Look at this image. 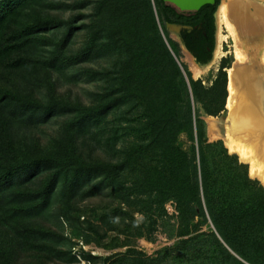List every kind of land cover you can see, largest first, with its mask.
Returning <instances> with one entry per match:
<instances>
[{
    "label": "trees",
    "instance_id": "1",
    "mask_svg": "<svg viewBox=\"0 0 264 264\" xmlns=\"http://www.w3.org/2000/svg\"><path fill=\"white\" fill-rule=\"evenodd\" d=\"M44 2H5L0 14V49L7 44L5 56L13 59L9 65L13 70L23 64L19 54L33 42L26 33L8 34L10 23L18 12L42 7ZM219 3L216 0L214 5L199 11L181 12L162 0L123 2L122 11L129 13L137 7L143 12L146 25L131 32L127 27L115 33L106 32L109 38L101 46L113 47L120 53L111 72L105 75L108 86L95 95L94 105L86 110L89 123L86 121L79 130L77 122L67 125L65 137L50 150H44L40 161L55 165L62 174L66 207L82 190L75 180L87 173L98 174L101 182L84 187L83 198L97 196L98 186L103 183L113 200L142 216L137 221L123 210L101 216L103 227L127 239H152L159 222L170 219L166 205L173 202L178 213L175 236H194L182 243L194 245L185 254L189 256L187 264H203L207 259V264H264V189L249 179L247 168L238 163L237 157L230 156L221 142L208 141L205 122L199 114V107L214 117L225 111L227 74L219 71L210 87H205L201 80L186 78L175 59L176 45L167 30L168 24L190 27L192 31L181 34L184 46L198 64L209 63L215 46V13ZM103 31L98 30L96 35ZM98 45L95 43L94 47ZM108 99L113 111L120 112L109 121L104 113ZM77 134L80 142L75 140ZM182 135L191 143L187 150L179 145ZM84 150L87 154H83ZM96 152L109 155L111 163H102ZM1 153H5L3 149ZM21 157L19 171L26 172L29 168L23 166L33 160L31 153L22 151ZM13 161L0 163V228L12 237V241L4 240L5 244L0 238V264L12 263L6 244L20 246L25 253L33 250L27 243L30 234L24 236L20 229L37 213H27L31 209L29 203L21 200L26 196L14 193L24 185L22 182H5L20 168ZM65 217L69 219L67 214ZM209 222L217 235L212 234V250L204 248L202 235L197 234ZM92 242L97 241L87 235L86 243ZM169 254L165 250L152 258L130 249L125 255L108 259V264H158L163 255ZM38 257L43 259L41 264L52 261L50 255Z\"/></svg>",
    "mask_w": 264,
    "mask_h": 264
},
{
    "label": "rangeland",
    "instance_id": "2",
    "mask_svg": "<svg viewBox=\"0 0 264 264\" xmlns=\"http://www.w3.org/2000/svg\"><path fill=\"white\" fill-rule=\"evenodd\" d=\"M125 1L130 0H46L42 7L32 10L26 8L18 12L10 23L8 34L26 33L27 39L33 43L23 54H19L23 64L15 70L9 67L13 59L5 56L7 44H3L0 49V163L3 160L9 163L15 160L13 163L20 168L11 173L5 182H22L24 185L14 193L26 196L21 200L29 203L31 209L27 213H37L36 218H28L22 227L23 230L20 229L24 236L30 234L27 243L34 251L25 253L21 251L20 246L6 244L7 253L12 256L10 264H41L43 259L40 260L38 256L42 254L52 257V261L46 264H108V259L125 255L130 249L152 258L167 250L170 254L168 257L163 255L158 264L188 263L189 256L185 254L191 252L194 245L182 243L194 236H175L178 213L173 202L166 205L170 219L159 222L152 239H127L117 231L103 227L100 223L101 216L114 210L129 212L137 221H141L142 216L126 210L119 202L113 200L111 192L103 183L98 186L97 196L83 198L84 187L101 182L98 174L87 173L75 180L82 190L70 201V211L67 212L69 207L64 205L62 197V174H59L55 165L40 161L44 150H50L57 141L65 137L67 125L73 121L77 122L75 125L79 124V130L88 122L89 113L86 110L94 105L95 95L103 93L108 86L105 75L111 72L120 53L113 47L101 46L107 42L105 38H109L106 32L115 33L123 27H127L131 32L135 31L136 27L146 25L147 20L142 18L143 12L138 11L137 7L129 13L122 11ZM222 1L220 0L219 5ZM5 2L6 0H0V14ZM8 8L11 10L13 6ZM100 29L104 31L96 35ZM215 30V46L211 60L217 44L216 19ZM185 31L190 32L192 29L189 27L180 28L178 31L177 28L168 30L169 38L176 45L175 56L186 76L196 81L201 80L205 87H210L219 71H224L227 74L228 90V71L235 63L230 37L228 36L223 44L224 55L216 66L205 75L194 77L191 64H200L182 45L181 34ZM222 32L225 36L228 35L226 30ZM95 43L99 45L94 47ZM161 68L158 67L159 70ZM165 70L170 72L168 67ZM110 101L111 99H108L104 102L107 121L113 120V115L117 117L120 113L113 111V106H109ZM124 109L125 107L121 111ZM199 114L205 122L208 141L221 142L227 149L223 138L212 136L208 131V122L215 119L220 124L222 135L225 136L223 126L228 116L227 108L214 117L206 115L199 107ZM74 136L75 140L80 142L78 134ZM190 144L186 135L180 137L179 145L183 149L187 150ZM22 151H29L33 159L23 166H28L26 172L19 171L23 164ZM227 151L230 156L237 157L240 165L247 168L249 179L258 182L264 189V183H261L263 181L250 175V165L242 162L239 156L230 153L228 149ZM83 154L87 152L84 150ZM97 156L105 165L111 163L109 155ZM36 206L40 207L37 211L34 210ZM66 214L69 219H66ZM197 234L202 235V245L204 242L205 249L215 248L212 234L216 235V232L210 222ZM87 235H91L97 242L86 243ZM0 238L4 243L12 237L5 235L4 229L0 228ZM229 263L233 264L230 261Z\"/></svg>",
    "mask_w": 264,
    "mask_h": 264
},
{
    "label": "bare ground",
    "instance_id": "3",
    "mask_svg": "<svg viewBox=\"0 0 264 264\" xmlns=\"http://www.w3.org/2000/svg\"><path fill=\"white\" fill-rule=\"evenodd\" d=\"M215 19L217 44L213 59L202 66L192 63L194 77L216 66L224 55L222 47L228 36L235 63L228 71L225 136L215 119L208 122V131L223 138L229 152L248 163L250 175L264 183V0H223Z\"/></svg>",
    "mask_w": 264,
    "mask_h": 264
},
{
    "label": "water",
    "instance_id": "4",
    "mask_svg": "<svg viewBox=\"0 0 264 264\" xmlns=\"http://www.w3.org/2000/svg\"><path fill=\"white\" fill-rule=\"evenodd\" d=\"M162 1L171 5V6H174L176 9H178L181 12H196V11H199L204 6L214 5L216 3V0H162ZM174 27H179L177 29V31L180 28H189V27L180 26V25L168 24L167 30L172 31L174 29ZM182 45H183L184 49L187 51L183 42H182ZM176 61L178 62L179 66L181 67L177 58H176ZM181 69H182L184 75L186 76L182 67H181ZM186 78H187V76H186Z\"/></svg>",
    "mask_w": 264,
    "mask_h": 264
}]
</instances>
